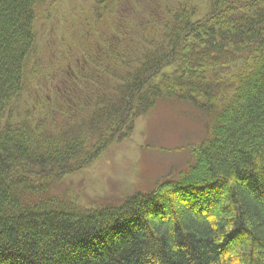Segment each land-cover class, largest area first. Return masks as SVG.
Here are the masks:
<instances>
[{
    "label": "trees",
    "instance_id": "obj_1",
    "mask_svg": "<svg viewBox=\"0 0 264 264\" xmlns=\"http://www.w3.org/2000/svg\"><path fill=\"white\" fill-rule=\"evenodd\" d=\"M56 1L0 0V264H264V0L198 18L84 0L43 61L35 26ZM31 86L46 93L27 105ZM170 100L207 118L176 178L90 208L52 191Z\"/></svg>",
    "mask_w": 264,
    "mask_h": 264
},
{
    "label": "rangeland",
    "instance_id": "obj_2",
    "mask_svg": "<svg viewBox=\"0 0 264 264\" xmlns=\"http://www.w3.org/2000/svg\"><path fill=\"white\" fill-rule=\"evenodd\" d=\"M168 1H186L195 6L198 18L204 15L209 0ZM89 9L90 2L84 0H57L51 5L49 17L35 26L37 50L43 61L57 53L62 39L67 40V31L77 14L87 13ZM36 91L40 96L46 93L31 86L23 97L25 100L27 96V105ZM206 122V116L188 102L159 101L135 120L127 139L109 146L89 166L67 175L52 191L57 195H74L80 205L89 208L101 203L118 204L134 193H146L157 182L176 178L187 167L190 148L205 137Z\"/></svg>",
    "mask_w": 264,
    "mask_h": 264
}]
</instances>
